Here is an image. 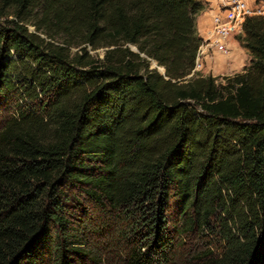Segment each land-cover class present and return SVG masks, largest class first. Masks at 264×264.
<instances>
[{"label": "trees", "instance_id": "1", "mask_svg": "<svg viewBox=\"0 0 264 264\" xmlns=\"http://www.w3.org/2000/svg\"><path fill=\"white\" fill-rule=\"evenodd\" d=\"M204 9L0 0V264H81L89 235L119 264H264V15L218 82Z\"/></svg>", "mask_w": 264, "mask_h": 264}, {"label": "built area", "instance_id": "2", "mask_svg": "<svg viewBox=\"0 0 264 264\" xmlns=\"http://www.w3.org/2000/svg\"><path fill=\"white\" fill-rule=\"evenodd\" d=\"M212 12L211 24L205 29L196 56V67L209 53L230 55L229 40L243 33L244 23L250 16L264 15V0H206Z\"/></svg>", "mask_w": 264, "mask_h": 264}, {"label": "rangeland", "instance_id": "3", "mask_svg": "<svg viewBox=\"0 0 264 264\" xmlns=\"http://www.w3.org/2000/svg\"><path fill=\"white\" fill-rule=\"evenodd\" d=\"M203 2L205 4L204 10L209 11L208 10L209 3L206 2V0H203ZM197 30H198V28H197ZM198 34L202 39V37L204 36V32L201 33V31H198ZM241 34H243V33H241ZM241 34H239V35H241ZM239 35H237L234 38L236 40H238ZM99 51L101 52L102 50H99ZM213 57H216V52H214V51L212 53H209V55L206 57V59L202 61V67L200 69H195V70H198L205 75L212 74L213 76H216L218 78V82L224 81V79H223L224 76L235 74V73H231V71L227 72V71H223V70H215L214 68H211L210 70L207 69L206 68L207 61H208V59L210 60V58H213ZM151 66L152 67H158L157 63L155 61H152ZM158 69L161 73L164 72L163 67L160 66V67H158ZM236 73H238V72H236ZM7 108H8V105L2 104L0 102V126L2 125V121L5 117V115L7 114ZM89 237H90L89 240H91V243H92V247L95 248L94 253L91 254V257L89 259L83 260V262L81 264H119L121 243H117L119 246H117L116 242L111 241V243H108L109 238H110V236H108V235H102L100 237L95 236V235H89ZM207 242H213V245H214V243L215 244L218 243L214 237H205L203 239L196 238L189 245L195 246V247H197V246L202 247L203 245H206ZM95 245H97L98 247H96ZM216 245H218V244H216Z\"/></svg>", "mask_w": 264, "mask_h": 264}, {"label": "crops", "instance_id": "4", "mask_svg": "<svg viewBox=\"0 0 264 264\" xmlns=\"http://www.w3.org/2000/svg\"><path fill=\"white\" fill-rule=\"evenodd\" d=\"M211 19L212 12L207 10L202 11L196 20L198 31L203 33L211 24ZM229 46L231 48L230 55L224 56L216 52V57L208 59L206 68L209 70L214 68L215 70L231 71V73L243 71L251 59L249 51L242 47L240 42L235 38L229 40Z\"/></svg>", "mask_w": 264, "mask_h": 264}, {"label": "water", "instance_id": "5", "mask_svg": "<svg viewBox=\"0 0 264 264\" xmlns=\"http://www.w3.org/2000/svg\"><path fill=\"white\" fill-rule=\"evenodd\" d=\"M155 62H156V61H155ZM156 63H157V62H156ZM163 69H164V72H165V68H163ZM164 72H163V73H164Z\"/></svg>", "mask_w": 264, "mask_h": 264}]
</instances>
